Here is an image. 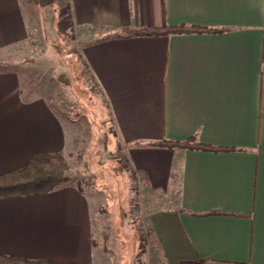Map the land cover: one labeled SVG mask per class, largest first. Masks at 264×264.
<instances>
[{"label": "crops", "instance_id": "1", "mask_svg": "<svg viewBox=\"0 0 264 264\" xmlns=\"http://www.w3.org/2000/svg\"><path fill=\"white\" fill-rule=\"evenodd\" d=\"M62 1L70 21L55 13V28L76 33L126 166L164 203L150 218L154 263L264 264V0ZM29 5L0 0L1 64L33 36ZM174 27L203 30L128 32ZM22 81L0 71V174L71 149L59 111ZM190 140L214 150L157 145ZM93 222L75 180L0 199V255L105 264Z\"/></svg>", "mask_w": 264, "mask_h": 264}, {"label": "rangeland", "instance_id": "2", "mask_svg": "<svg viewBox=\"0 0 264 264\" xmlns=\"http://www.w3.org/2000/svg\"><path fill=\"white\" fill-rule=\"evenodd\" d=\"M29 4L35 18L33 36L3 56L1 65L19 72L24 92L33 88L64 118L71 146L65 158L72 180L91 201L95 250L101 260L105 264H155L149 255L155 243L150 218L164 203L149 202L137 174L132 175L126 166L107 107L82 64L76 33L55 28V13L60 25L70 21L68 14L60 17L66 8L63 1L29 0ZM64 69L69 73L65 79L61 78Z\"/></svg>", "mask_w": 264, "mask_h": 264}, {"label": "trees", "instance_id": "3", "mask_svg": "<svg viewBox=\"0 0 264 264\" xmlns=\"http://www.w3.org/2000/svg\"><path fill=\"white\" fill-rule=\"evenodd\" d=\"M200 28L174 27L128 31L135 35H166L202 31ZM0 71L4 67L0 63ZM159 146L214 150L192 140L163 141ZM123 161V160H121ZM124 164V163H123ZM128 169V168H127ZM135 171H132L134 175ZM73 179L70 165L62 154H38L21 169L0 174V199L48 194ZM80 187V186H79ZM0 264H55L47 260H30L17 256L0 255Z\"/></svg>", "mask_w": 264, "mask_h": 264}]
</instances>
